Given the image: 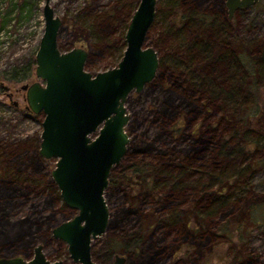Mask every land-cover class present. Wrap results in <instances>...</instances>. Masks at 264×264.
I'll return each mask as SVG.
<instances>
[{
  "label": "trees",
  "instance_id": "obj_1",
  "mask_svg": "<svg viewBox=\"0 0 264 264\" xmlns=\"http://www.w3.org/2000/svg\"><path fill=\"white\" fill-rule=\"evenodd\" d=\"M214 1L217 10L210 6L202 10L199 5L207 0H164L161 5L163 30L156 39H170V48L158 58L157 70L166 74L160 75L149 104L139 110L142 119L135 123L140 130L133 128L135 138H130L121 162L109 172L104 195L112 213L102 245L91 252L97 263L120 255L124 264H206L205 259L198 263L195 256L205 244L194 242L198 232L208 230L204 221L228 212L234 202L247 203L244 211L235 214L234 210L227 219L235 221L232 230L237 241H243L242 220L264 203V194L251 190L252 175L264 166V63L259 58L264 39L241 43L235 30L243 10L228 19L223 0ZM126 5L124 0H115L107 10L88 12L84 7L82 19L73 21L71 33L93 41V59L104 52L115 56L124 48L125 26L116 33L134 9ZM7 23L5 17L2 28ZM61 29L60 25L57 37ZM57 47L65 50L58 43ZM35 53L26 66L14 70L11 81L29 79L35 69ZM89 58L87 54L84 68L92 62ZM200 111L217 115L211 121L215 126L207 122L202 127L206 117ZM190 115L193 122L198 117L202 120L199 127L184 134L182 124ZM33 150L34 160L29 162L23 160L29 151L25 146L10 150L15 173L5 170L0 175V256L29 255L36 241L50 233L57 221L56 211L63 219L66 213H74L60 203L47 214L13 216L16 199L27 191V177L20 179L17 174L28 168L38 170L42 163L37 148ZM137 156L153 157V161L144 163ZM196 173L202 177L195 178ZM48 183L55 188L50 177ZM189 193L192 202L183 213L180 203ZM155 203L161 210L157 214ZM194 214L200 225L192 221ZM134 215L143 216L136 225L131 222ZM227 220L217 230L223 242L229 240ZM159 229L162 231L156 236ZM242 255L240 249L234 251L233 263L249 264Z\"/></svg>",
  "mask_w": 264,
  "mask_h": 264
},
{
  "label": "water",
  "instance_id": "obj_2",
  "mask_svg": "<svg viewBox=\"0 0 264 264\" xmlns=\"http://www.w3.org/2000/svg\"><path fill=\"white\" fill-rule=\"evenodd\" d=\"M156 0H138L124 31V49L115 66L94 74L84 69L87 51L57 47L60 19L50 0H44V28L35 53L34 74L40 81L25 83L26 108L43 114L38 153L54 158L51 178L63 204L74 215L51 229L53 239L62 241L73 263L96 264L90 257V242L101 236L108 221L103 199L108 175L121 160L128 143L125 126L129 115L125 100L139 93L157 70L158 58L151 47L143 46L155 12ZM258 0H223L227 18L237 9L253 6ZM264 63V45L259 51ZM113 255L109 264H124ZM0 264H61L50 262L41 245L33 256H1Z\"/></svg>",
  "mask_w": 264,
  "mask_h": 264
},
{
  "label": "rangeland",
  "instance_id": "obj_3",
  "mask_svg": "<svg viewBox=\"0 0 264 264\" xmlns=\"http://www.w3.org/2000/svg\"><path fill=\"white\" fill-rule=\"evenodd\" d=\"M124 2L129 4L126 5L127 8L130 6H134L135 8L138 0H124ZM163 2L164 0H156L155 7L158 6V10L154 12L155 17L146 32L143 42V46L151 47L155 51L157 58L165 56L168 53V48H170V39L161 38L159 41L156 39L157 33H161L163 30V21H160V18H162L160 8L162 7L161 5L164 4ZM114 3L115 0H50L53 12L60 19L62 27L57 37V43L60 47L65 49L63 51H67L72 47H82L85 49L87 54L90 55L88 62H92L84 69L91 74L104 71L115 66L119 61L124 48L120 50L119 54L117 52L115 56L112 53L104 52L103 54L100 53L99 58L93 59L94 56L90 53L91 50H95L93 47V41L86 40L77 33L72 34L71 26L73 21L77 18L82 19L83 13H81V11L84 7L88 12L102 11L109 9ZM22 4H24L23 7ZM43 5L44 0H0V28L4 27L2 25V20L5 17H7L8 21L6 25L8 27L5 26L7 32L6 36L4 35L5 38L0 40V85L3 88L0 90V175L5 172V170L15 173L13 172L15 171V162L11 163L12 156L11 154H8L10 150H13L16 147L22 148L25 146L29 151L26 155L24 154L23 160L24 162H29L30 159L34 160L33 157H31L34 153L33 149H39L43 114H33L26 108L25 92L20 90V86L25 83L40 80L35 76L34 72H32V75L28 80L23 82L11 81V78L14 70H19L20 68L26 66V63H28L31 55H33L34 51L37 50L39 40L37 43L36 39L38 37L39 18L42 16ZM199 6L202 10L207 6L213 7L214 10L218 9L217 3H215L214 0H207L206 3L201 2ZM132 12L133 11H131V14ZM131 14L127 17V21L120 25L116 35L122 32L124 26L126 28ZM121 16L122 12L119 17ZM232 18L233 17L230 19ZM64 27H66V29ZM235 35H237V38L241 41V43H249L251 41L264 39V0H258L255 5L249 6L239 13ZM6 42H8V44H6ZM263 45L264 41L261 44L260 49ZM165 74L166 71H163L162 69L156 70L153 79L150 83L148 82L145 84L139 93L131 92L127 96L124 105L127 114L129 115L128 121L130 120L125 126V132L128 135V143L130 142V138L132 141L135 138L133 128L135 127L140 130V128L136 125V123L142 119V115L139 114V110L141 107H145L146 104H149L148 102L151 101V97L155 95L157 91L156 87L160 84V75ZM151 87L155 88L150 89ZM195 105L200 104L195 103ZM198 109L200 110V108ZM200 113L204 118L206 117L202 122V127L207 122L212 126L214 125L211 121H213L217 115L204 114L201 111ZM218 116H220V114H218ZM131 117H134V121L131 120ZM191 117L192 115H190L189 118L187 117V121L182 124V127H184V134H188V131H191L195 127H199V120H202L201 117H198L195 121L198 123L195 124V122L191 121ZM212 140L215 139L213 138ZM188 141H190V138ZM141 159L137 156V160H141L144 163L153 161V157H144ZM41 162L42 163L39 164L38 170L29 171V168L27 167L28 169L26 170V173L21 172L17 174L20 179H23L25 176L27 177V181L24 180L27 182V191H25V195L16 199L13 211L14 217L32 215L38 212H41V214H47L62 203L54 183L53 186L55 188L48 183V178H51V170L54 167L55 159H42ZM119 163L116 166H118ZM21 166L23 167L24 164H21ZM193 176L195 178L202 177L197 173ZM107 185L103 191V199L108 210L109 220L112 211L106 199V195H104ZM251 186L252 192L264 194V166L256 170L252 175ZM191 196L192 194L189 193L182 198L184 200L180 203V209H182L183 213L186 212L184 210L187 205L192 202ZM245 196H248V194ZM152 199L156 201L158 199L157 195L153 194ZM232 206L233 208H231L228 212H221L215 218H211L210 222L205 220V228L208 230L198 232L194 237V242H196L199 246L205 244V246L198 249L199 253H195V256L198 258V263H201L205 259L206 264H234L231 259L232 254L234 251L240 249V255L243 254L242 256L249 262V264H264V203L257 205L247 216L245 215L246 217L242 220L240 236H242L243 241H237V235H235L232 230L234 225L231 227V223L235 221L232 222L227 219L228 216L233 214L232 212L234 210L235 214L240 211H244L247 207V203L245 204L244 202L241 203V201H238L234 202ZM163 210L167 212L166 209ZM159 211L161 210L158 209V205L155 203L154 212L157 214ZM73 215L74 213H66L64 216L67 218L63 219L61 218L60 213L56 211L54 216L57 221L53 223V226L50 228V233L36 241V244L31 248L29 255L18 253L14 256H23L25 259H29L33 255L34 247L41 245L43 253L49 261H60L61 264H77L73 263L69 258L66 251V245L62 241L51 237V229L60 222L71 218ZM191 218L196 225H200V219H198L195 214L192 215ZM139 219L142 220L143 216H132V224L136 225ZM226 220L227 228L229 229V240L223 242L221 240V236L217 234V230L220 223ZM159 231L161 232L162 230L159 229L156 236L160 235ZM203 232L206 233L203 234ZM172 233H174V231H172ZM105 234L106 230L101 236L96 237L90 242V257L96 264L101 263H97L95 261L91 252L102 245L106 236ZM208 242H210V244ZM211 245L212 249L210 248ZM112 259L113 256L109 259V261L102 264H109Z\"/></svg>",
  "mask_w": 264,
  "mask_h": 264
},
{
  "label": "built area",
  "instance_id": "obj_4",
  "mask_svg": "<svg viewBox=\"0 0 264 264\" xmlns=\"http://www.w3.org/2000/svg\"><path fill=\"white\" fill-rule=\"evenodd\" d=\"M40 21H39V29H38V33H37V43H38V40L40 39L41 35H42V32H43V28H44V20H43V17L41 16L40 18ZM6 29L5 28H2L0 29V40L5 38L4 35L6 36ZM6 44H8V42H6Z\"/></svg>",
  "mask_w": 264,
  "mask_h": 264
},
{
  "label": "flooded vegetation",
  "instance_id": "obj_5",
  "mask_svg": "<svg viewBox=\"0 0 264 264\" xmlns=\"http://www.w3.org/2000/svg\"><path fill=\"white\" fill-rule=\"evenodd\" d=\"M223 6H224V5H223ZM238 10H244V9H237L236 11H238ZM236 11H235V12H236ZM235 12H234V13H235ZM234 13H233V15H232L231 17L234 16ZM74 213H75V211H74ZM51 237H52V235H51ZM52 238H53V237H52ZM32 256H33V255H32ZM29 259H30V258H29ZM50 262H52V261H50ZM77 264H78V263H77Z\"/></svg>",
  "mask_w": 264,
  "mask_h": 264
}]
</instances>
